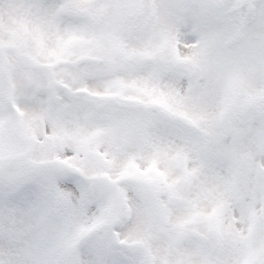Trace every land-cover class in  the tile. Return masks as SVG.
<instances>
[{
	"label": "snow or ice",
	"instance_id": "obj_1",
	"mask_svg": "<svg viewBox=\"0 0 264 264\" xmlns=\"http://www.w3.org/2000/svg\"><path fill=\"white\" fill-rule=\"evenodd\" d=\"M0 264H264V0H0Z\"/></svg>",
	"mask_w": 264,
	"mask_h": 264
}]
</instances>
